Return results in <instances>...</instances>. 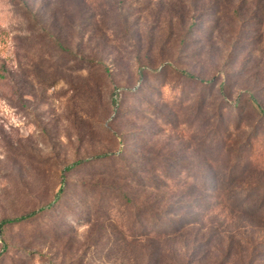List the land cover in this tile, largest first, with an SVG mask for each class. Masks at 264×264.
<instances>
[{
  "label": "rangeland",
  "instance_id": "374dc122",
  "mask_svg": "<svg viewBox=\"0 0 264 264\" xmlns=\"http://www.w3.org/2000/svg\"><path fill=\"white\" fill-rule=\"evenodd\" d=\"M30 213L0 264H264V0H0V222Z\"/></svg>",
  "mask_w": 264,
  "mask_h": 264
},
{
  "label": "trees",
  "instance_id": "16d2710c",
  "mask_svg": "<svg viewBox=\"0 0 264 264\" xmlns=\"http://www.w3.org/2000/svg\"><path fill=\"white\" fill-rule=\"evenodd\" d=\"M77 165V163H73L69 166H66L64 168V172H67V171H70L73 167H75ZM62 189H60L61 191ZM57 198H59V195H57ZM34 213H30V214H27V215H23V216H20L18 218H15V219H9V220H2L0 222V229L2 227V225L6 224V223H11V222H19V221H23V220H26L28 219L29 217H31Z\"/></svg>",
  "mask_w": 264,
  "mask_h": 264
}]
</instances>
